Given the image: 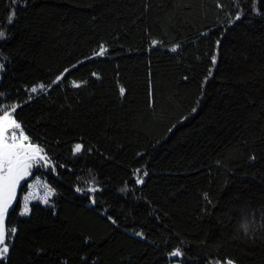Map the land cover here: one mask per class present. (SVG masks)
<instances>
[{
	"label": "trees",
	"instance_id": "obj_1",
	"mask_svg": "<svg viewBox=\"0 0 264 264\" xmlns=\"http://www.w3.org/2000/svg\"><path fill=\"white\" fill-rule=\"evenodd\" d=\"M0 32L47 157L0 264H264V0H0Z\"/></svg>",
	"mask_w": 264,
	"mask_h": 264
},
{
	"label": "snow or ice",
	"instance_id": "obj_2",
	"mask_svg": "<svg viewBox=\"0 0 264 264\" xmlns=\"http://www.w3.org/2000/svg\"><path fill=\"white\" fill-rule=\"evenodd\" d=\"M239 19V16H237ZM11 22V21H10ZM4 37V33L0 32V38ZM175 51V49H173ZM99 55L104 54L103 46H101V51ZM213 62H215V57H213ZM2 67V66H0ZM61 77L57 78L59 81ZM54 81L53 83H56ZM79 86V85H74ZM44 86L39 85L33 87L31 92L36 93L39 90H43ZM123 89H121V94H123ZM15 105L12 106V111H5L2 116H0V259L6 258L9 245L5 243L6 238L11 239V236H7L8 232L15 233V229H5L4 219L6 213L9 211V207L12 204L13 192L20 180L29 174V170L32 168L34 163L39 160H47L45 155H42L44 149L36 144L29 141V136L25 135L21 131L20 136L17 137L15 133L11 136V142H9V136L7 135L10 128L21 129V124L13 118V112L15 110ZM81 150V145L76 144L73 151L79 152ZM142 182L141 180L137 181ZM51 195V192L48 193ZM27 199V198H26ZM47 203V200H45ZM29 212L28 204L25 203L21 215H27ZM171 255L179 256V250L174 251ZM227 264H232L229 260Z\"/></svg>",
	"mask_w": 264,
	"mask_h": 264
},
{
	"label": "water",
	"instance_id": "obj_3",
	"mask_svg": "<svg viewBox=\"0 0 264 264\" xmlns=\"http://www.w3.org/2000/svg\"><path fill=\"white\" fill-rule=\"evenodd\" d=\"M22 184V179L20 180L19 184H17L15 191L13 192V200H12V204L9 207V211L8 213H6L5 215V219L8 216L9 212L15 207V205L17 204L18 200H19V195H20V187ZM5 219H4V227H5ZM6 229V228H5Z\"/></svg>",
	"mask_w": 264,
	"mask_h": 264
},
{
	"label": "rangeland",
	"instance_id": "obj_4",
	"mask_svg": "<svg viewBox=\"0 0 264 264\" xmlns=\"http://www.w3.org/2000/svg\"><path fill=\"white\" fill-rule=\"evenodd\" d=\"M21 131H23V130H22V129L10 128L9 131H8V133H7V135L9 136V142H11V136L13 135V133H15V135H16L17 137H19ZM23 133H24V131H23ZM24 134H25V133H24ZM25 143H28V141H26ZM23 179H24V178H23ZM172 256H173V255H172ZM171 264H182V263H180L179 261H175V262H171Z\"/></svg>",
	"mask_w": 264,
	"mask_h": 264
},
{
	"label": "built area",
	"instance_id": "obj_5",
	"mask_svg": "<svg viewBox=\"0 0 264 264\" xmlns=\"http://www.w3.org/2000/svg\"><path fill=\"white\" fill-rule=\"evenodd\" d=\"M33 196V195H32ZM29 197L31 198V196L29 195Z\"/></svg>",
	"mask_w": 264,
	"mask_h": 264
}]
</instances>
